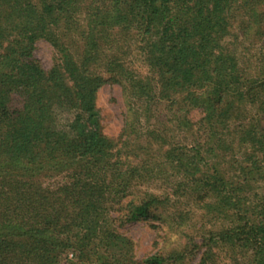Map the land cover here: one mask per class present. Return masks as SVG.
Returning a JSON list of instances; mask_svg holds the SVG:
<instances>
[{
	"label": "trees",
	"instance_id": "1",
	"mask_svg": "<svg viewBox=\"0 0 264 264\" xmlns=\"http://www.w3.org/2000/svg\"><path fill=\"white\" fill-rule=\"evenodd\" d=\"M107 84L128 111L118 150L96 105ZM168 167L172 197L208 223L188 236L176 211L178 231L138 260L106 205L123 225L155 220L158 195L122 201ZM0 264H264V0H0Z\"/></svg>",
	"mask_w": 264,
	"mask_h": 264
},
{
	"label": "rangeland",
	"instance_id": "2",
	"mask_svg": "<svg viewBox=\"0 0 264 264\" xmlns=\"http://www.w3.org/2000/svg\"><path fill=\"white\" fill-rule=\"evenodd\" d=\"M135 35V34H133ZM132 35V37H133ZM135 39V37H133ZM248 45L251 48V39L248 37ZM32 60L37 62L41 68H43L46 72L50 71L52 67L56 64V52L53 46L45 41L40 40L34 46V51L32 55ZM135 69L141 73L144 77H155V74L149 73V71L145 68L144 64L141 63L140 60H136L134 64ZM158 96V93H157ZM163 103V102H162ZM160 103V104H162ZM159 104V103H158ZM97 110L100 115V121L103 129L104 135L109 139V141L116 144V150L120 147L119 145L123 144L125 138L122 135L123 128L125 126L126 116L128 115V111L126 110V103L125 97L123 96L122 89L119 85L114 84H107L102 87L98 94H97ZM19 101L15 104V108L19 107ZM164 105L158 107L156 105V109L158 111H162L164 109ZM138 107V106H137ZM134 111L136 112V104H133ZM139 108V107H138ZM248 107L246 106L245 110ZM252 115L255 114L253 109H248L246 111H250ZM133 111V114L135 112ZM163 112V111H162ZM248 113V112H246ZM249 114V113H248ZM136 115V114H135ZM70 114H63L62 118L65 122L71 119ZM201 117L198 114H193L191 116V120L197 122ZM141 127V126H140ZM139 127V128H140ZM138 128V127H137ZM141 129V128H140ZM141 132H144V129H141ZM140 138V137H139ZM184 138L178 136L177 141L182 142ZM123 160L126 158L122 157ZM132 163L134 162L137 164L138 160L130 159ZM166 179L161 180L160 178L155 179L154 183H148L149 186H145L143 184H136L134 183V188L132 189V194L122 201V204H127L131 198L138 195L139 193L144 192L145 190L158 195L162 204H158L156 207L157 210L153 211L152 215L155 216V220L151 221H140V222H133L129 224L123 225L122 218L125 216L124 212L121 207L118 205V201L114 203H109L106 206L110 208L109 212L107 213L106 220L110 222L111 228L114 229L116 234L123 236L126 239H129L134 244V251L135 256L138 260L151 256L159 251V249H163L165 245L166 238V231H168V226L170 224L176 223V219L174 216L177 214L176 211H180L181 213H185L189 222V229L185 227L182 229L188 236L196 237L195 230H197L200 226L204 225V223H208L206 219L203 218L204 214L202 209L197 207L190 201L189 198H184L181 194L175 193L176 197H172L174 189L175 181H172L174 176L170 178V175L173 174V170L168 167L166 168ZM182 179V177H179ZM180 179V180H181ZM179 180V181H180ZM56 182V181H55ZM172 182L173 184H170ZM51 182L48 181L46 184L49 185ZM56 184V183H53ZM170 196L171 202H165V199ZM175 198V199H174ZM206 213V212H205ZM105 218V217H104ZM175 220V222L173 221ZM208 220V218H207ZM125 221V220H124ZM210 225V224H209ZM172 227L178 231V224L176 223L175 226ZM169 234V233H168ZM176 232L173 234H169V238H173L170 243V248L173 249L174 246L177 244H183L184 241H180V237L175 235ZM201 242V239L198 242ZM170 249V250H171ZM70 259H74L73 256Z\"/></svg>",
	"mask_w": 264,
	"mask_h": 264
}]
</instances>
